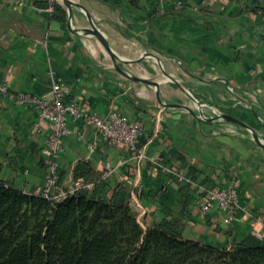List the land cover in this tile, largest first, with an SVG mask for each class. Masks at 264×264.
<instances>
[{
    "label": "crops",
    "instance_id": "crops-1",
    "mask_svg": "<svg viewBox=\"0 0 264 264\" xmlns=\"http://www.w3.org/2000/svg\"><path fill=\"white\" fill-rule=\"evenodd\" d=\"M46 1L65 9L66 22L51 19L48 7L34 0H0V81L42 96L60 79L81 109L100 116L117 109L139 120L140 147L160 163L133 160L132 189L142 188L134 207L139 221H159L162 208L170 209L185 222L184 237L219 248L264 234V146L252 139L258 135L264 144V0ZM84 9L117 60L93 33ZM225 113L250 129L222 120ZM35 121L31 106L0 100V180L26 193L45 178ZM80 129L81 136L62 138L64 182L80 162L111 185L122 180L121 169L132 161L127 147L107 145L81 123ZM168 169H192L205 188L225 187L238 176L242 208L231 221L216 207L201 218L203 196L184 208L181 183Z\"/></svg>",
    "mask_w": 264,
    "mask_h": 264
},
{
    "label": "trees",
    "instance_id": "trees-1",
    "mask_svg": "<svg viewBox=\"0 0 264 264\" xmlns=\"http://www.w3.org/2000/svg\"><path fill=\"white\" fill-rule=\"evenodd\" d=\"M34 3L40 8L49 5L46 0ZM50 6L51 19L66 22L65 9L56 2ZM136 170L135 161L125 163L122 180L111 185L89 163L80 162L72 178L93 181V187L59 202L0 180V264H264V240L253 233L219 248L184 237L185 222L170 209L162 208L159 221H139L130 202ZM58 174L63 183L66 172L59 169ZM168 174L181 183L184 208L193 196L204 197L197 186ZM191 174L192 169L186 175L194 180Z\"/></svg>",
    "mask_w": 264,
    "mask_h": 264
},
{
    "label": "built area",
    "instance_id": "built-area-1",
    "mask_svg": "<svg viewBox=\"0 0 264 264\" xmlns=\"http://www.w3.org/2000/svg\"><path fill=\"white\" fill-rule=\"evenodd\" d=\"M51 10L52 8L48 7V11L51 12ZM69 93L68 84L60 79L52 80L48 94L42 96L27 91L13 90L6 81H0V100L7 97L13 104L29 105L36 111L34 131L41 136L40 153L44 161L45 178L40 187L28 194L59 202L68 196L93 187V183L86 182L82 177L72 178L68 183L59 182L58 158L64 151L62 138L72 133L81 136L80 123L92 128L109 146L124 144L131 154V160H136L137 163L148 160L160 164L147 156L144 149L140 147L139 141L143 126L139 120L131 119L117 109L109 110L105 116L86 111L81 109L78 103L68 99ZM106 168L109 174L112 168L109 165ZM168 172L173 173L179 181L197 185L205 193L198 203V214L201 218L216 207L225 214L228 221H231L242 208L241 181L238 176L232 177L227 186L213 189L199 186L198 182L185 173L174 169H168ZM141 189V184L137 183L131 190L130 202L133 207L140 204L136 196ZM254 235L264 240V234L255 232Z\"/></svg>",
    "mask_w": 264,
    "mask_h": 264
},
{
    "label": "water",
    "instance_id": "water-1",
    "mask_svg": "<svg viewBox=\"0 0 264 264\" xmlns=\"http://www.w3.org/2000/svg\"><path fill=\"white\" fill-rule=\"evenodd\" d=\"M67 7H68V17L70 18L71 17V8L69 6H67ZM83 11H84V14L86 15L87 20L89 21V24L91 26V29H92L93 33L96 35V37L102 43V45L104 46V48L106 49V51L108 52V54L111 56V58L113 60H117L118 59L117 55L114 53V51L110 47V45H109L108 41L106 40L105 36L102 34V32L100 31V29L98 28V26L95 24L94 20L90 16V14L85 9ZM248 110L251 113H253L254 115L256 114L254 110H252V109H248ZM221 119L222 120H225V121H232V122L239 123V124H241L243 126H246V127H248L250 129V125L248 123L244 122L243 120H241L238 117H235V116H232V115H222L221 116ZM252 139L257 144H260V145L264 146V144L258 140V138L256 137V135H253L252 136Z\"/></svg>",
    "mask_w": 264,
    "mask_h": 264
},
{
    "label": "rangeland",
    "instance_id": "rangeland-1",
    "mask_svg": "<svg viewBox=\"0 0 264 264\" xmlns=\"http://www.w3.org/2000/svg\"><path fill=\"white\" fill-rule=\"evenodd\" d=\"M223 115H230V114H228V113L226 114V113H225V114H223ZM255 134H256V133H255ZM256 137H257L258 140H259L260 137H259L258 135H256ZM262 138H264V137H262Z\"/></svg>",
    "mask_w": 264,
    "mask_h": 264
}]
</instances>
